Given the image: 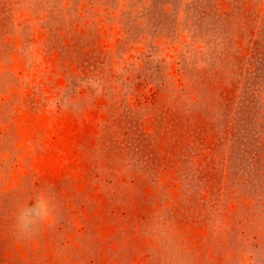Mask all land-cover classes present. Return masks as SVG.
<instances>
[{"label": "rangeland", "instance_id": "obj_1", "mask_svg": "<svg viewBox=\"0 0 264 264\" xmlns=\"http://www.w3.org/2000/svg\"><path fill=\"white\" fill-rule=\"evenodd\" d=\"M0 264H264V0H0Z\"/></svg>", "mask_w": 264, "mask_h": 264}]
</instances>
